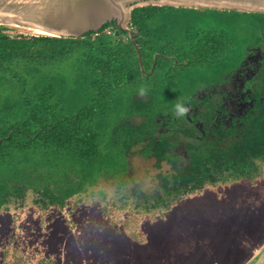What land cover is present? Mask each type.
<instances>
[{
	"label": "trees",
	"instance_id": "1",
	"mask_svg": "<svg viewBox=\"0 0 264 264\" xmlns=\"http://www.w3.org/2000/svg\"><path fill=\"white\" fill-rule=\"evenodd\" d=\"M10 28L0 24V209L11 197L22 203L28 189L45 207L62 208L103 178L122 184L137 146L157 168L172 164L158 174L164 193L149 209L207 184L251 178L264 162V60L240 129L210 127L198 138L196 127L177 125L180 117L171 123L184 126V166L173 152L181 135L158 130L177 104L207 107L205 88L250 48L264 51V12L139 6L131 13L135 41L116 20L80 37Z\"/></svg>",
	"mask_w": 264,
	"mask_h": 264
},
{
	"label": "rangeland",
	"instance_id": "2",
	"mask_svg": "<svg viewBox=\"0 0 264 264\" xmlns=\"http://www.w3.org/2000/svg\"><path fill=\"white\" fill-rule=\"evenodd\" d=\"M185 141L173 150L180 167L189 162ZM140 148L130 152L122 184L103 178L62 208L45 207L32 189L22 203L11 197L0 209V264H264V162L251 178L207 184L149 209L164 193L158 174L172 164L157 168Z\"/></svg>",
	"mask_w": 264,
	"mask_h": 264
},
{
	"label": "water",
	"instance_id": "3",
	"mask_svg": "<svg viewBox=\"0 0 264 264\" xmlns=\"http://www.w3.org/2000/svg\"><path fill=\"white\" fill-rule=\"evenodd\" d=\"M149 4L264 12V0H0V24L80 37L116 20L135 41L130 28L132 10Z\"/></svg>",
	"mask_w": 264,
	"mask_h": 264
},
{
	"label": "flooded vegetation",
	"instance_id": "4",
	"mask_svg": "<svg viewBox=\"0 0 264 264\" xmlns=\"http://www.w3.org/2000/svg\"><path fill=\"white\" fill-rule=\"evenodd\" d=\"M263 60L264 51L261 47L250 48L248 54L236 69L226 74L222 81L213 83L210 87L203 90V96L210 98L207 107L203 106L202 103H198L195 107L188 105L186 106L188 111L182 116L177 115L176 112L164 113L162 115L163 122H161V126L158 129L159 132L172 130L174 134L181 135V139H186L182 130L184 126L190 124L196 127V137L198 138L201 135H206L207 129L210 127L217 128L224 125L229 129L233 126L240 129L243 126L242 118L251 110L254 102L251 94L252 90H250L252 84L247 87V83L258 76ZM248 90L249 92L247 93ZM201 111L212 113L211 119L206 114H201ZM179 117L181 120H179L177 125L182 122L184 126L180 128L177 125L171 126V123L174 120H178Z\"/></svg>",
	"mask_w": 264,
	"mask_h": 264
},
{
	"label": "clouds",
	"instance_id": "5",
	"mask_svg": "<svg viewBox=\"0 0 264 264\" xmlns=\"http://www.w3.org/2000/svg\"><path fill=\"white\" fill-rule=\"evenodd\" d=\"M141 94H143V89H141ZM187 111H188V109L186 107H184L182 104H177L175 106V112L179 116H182Z\"/></svg>",
	"mask_w": 264,
	"mask_h": 264
},
{
	"label": "bare ground",
	"instance_id": "6",
	"mask_svg": "<svg viewBox=\"0 0 264 264\" xmlns=\"http://www.w3.org/2000/svg\"><path fill=\"white\" fill-rule=\"evenodd\" d=\"M14 26V25H13ZM21 28V27H20ZM37 31V30H36ZM37 32H39V31H37ZM39 33H41L42 34V32H39Z\"/></svg>",
	"mask_w": 264,
	"mask_h": 264
}]
</instances>
